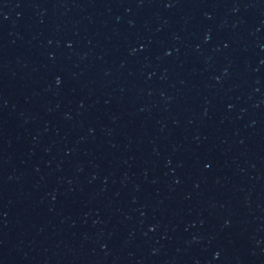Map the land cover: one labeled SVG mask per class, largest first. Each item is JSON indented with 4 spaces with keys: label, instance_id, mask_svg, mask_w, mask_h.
<instances>
[{
    "label": "water",
    "instance_id": "1",
    "mask_svg": "<svg viewBox=\"0 0 264 264\" xmlns=\"http://www.w3.org/2000/svg\"><path fill=\"white\" fill-rule=\"evenodd\" d=\"M0 264H264V0H0Z\"/></svg>",
    "mask_w": 264,
    "mask_h": 264
}]
</instances>
